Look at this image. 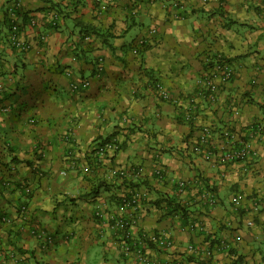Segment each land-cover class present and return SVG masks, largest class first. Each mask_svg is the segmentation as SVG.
Wrapping results in <instances>:
<instances>
[{"label": "crops", "instance_id": "1", "mask_svg": "<svg viewBox=\"0 0 264 264\" xmlns=\"http://www.w3.org/2000/svg\"><path fill=\"white\" fill-rule=\"evenodd\" d=\"M174 2L0 0V211L10 219L0 264H141L123 252L120 216L133 220L130 246L160 231L172 240L147 243L150 260L264 264V0H178V17ZM8 20L26 50L9 44ZM84 25L106 34L84 36ZM217 55L233 77L213 99L195 97ZM203 127L215 145L230 130L254 156L205 160L192 150ZM106 137L121 148L99 157L93 145ZM117 168L143 193L138 205L120 208Z\"/></svg>", "mask_w": 264, "mask_h": 264}, {"label": "built area", "instance_id": "2", "mask_svg": "<svg viewBox=\"0 0 264 264\" xmlns=\"http://www.w3.org/2000/svg\"><path fill=\"white\" fill-rule=\"evenodd\" d=\"M96 1H108V0H96ZM178 5L177 2L173 3V6ZM12 11V7L9 9ZM31 25L34 24V21L30 22ZM154 29H150L149 32H154ZM9 42L12 46L20 50H26L29 45L26 41L20 38L18 31V24L15 21L11 22L9 29ZM143 38H140L137 41V44H141ZM133 52L136 53V46L133 48ZM235 71L233 66L225 58L221 56H213L209 65L207 66L205 72H203L202 77L199 79V89L195 97H207L213 99L214 94L218 91L219 87L227 83L233 77ZM88 85V81H81L80 83H72L71 87L77 89L79 87H85ZM152 89L162 98L167 99L169 97L168 92L160 82H154L151 84ZM185 120L190 119L189 112L186 113ZM260 127H256L255 131L259 132ZM210 129L208 127H203L202 132L198 140L192 145L193 152L200 154L205 160H212L218 164H227L231 162L245 161L254 156V152L251 150L249 142L243 140L240 137H235L234 134L226 129L221 134V140L218 144H214L210 141ZM117 143L114 140H109L101 144H94L93 151L99 157L104 156L107 152H114L117 149ZM154 173L158 179L163 177V169L160 167L154 168ZM113 175H119L120 177L126 178L127 172L125 169L117 168L112 171ZM8 184V182L6 183ZM180 188L185 187V182L183 180L178 182ZM24 192L27 194L29 189L24 187ZM129 195L125 194L121 196V209L125 207H134L139 204L143 193L136 189H129ZM236 201V200H235ZM26 206H21L20 211L22 214L26 212ZM97 214H100L97 211ZM5 222H9V219L6 218ZM131 220L128 222L123 217H117L114 219V225L117 229H120L121 234V243L123 252L126 254L134 253L135 256L139 259L141 264H172L168 260H150V258L145 254V249L147 243H151L155 248L158 249H167L173 245L172 240L164 233L157 232L151 236L140 235L138 240L129 245L127 240L130 238L129 226L131 225ZM251 222H249L250 224ZM34 236L44 237V234L40 230H33ZM134 246V247H133Z\"/></svg>", "mask_w": 264, "mask_h": 264}, {"label": "trees", "instance_id": "3", "mask_svg": "<svg viewBox=\"0 0 264 264\" xmlns=\"http://www.w3.org/2000/svg\"><path fill=\"white\" fill-rule=\"evenodd\" d=\"M94 1H96V0H94ZM100 2V1H99ZM101 2H103V3H105V4H108L109 2H111V0H108V1H101ZM179 7H180V5L178 4L177 6H175V9L176 10H179ZM182 12V10H179V12H177V13H175L174 15L175 16H181L180 15V13ZM9 21V20H8ZM24 23V22H23ZM9 29H10V26H11V21H9ZM34 25H35V21H34ZM57 25V21H56V17H52V26H56ZM18 31H19V34H20V27H19V25H18ZM82 31H84V33H85V35L84 36H86V35H89V34H93L94 36H97V37H100V36H102V35H104V34H106L105 32H106V30H103L102 28H95V27H92V26H87V25H84L83 26V30ZM150 31V30H149ZM8 35H9V33H8ZM44 37V35L43 36H41V38H43ZM40 41H41V39H40ZM8 42H9V36H8ZM9 44H10V42H9ZM11 45V44H10ZM141 46H143V47H145V45H146V42H145V39L143 38V41H142V43L140 44ZM11 47H14V46H12L11 45ZM14 48H16V47H14ZM138 47H136V52L138 53ZM212 57L213 56H206V59H205V61L207 60V64L209 65V62L211 61V59H212ZM154 82H157V80H151L150 81V83L152 84V83H154ZM106 141H109V137H106V138H104L103 140H99V141H96V144H101V143H103V142H106ZM117 149L115 150V151H117L119 148H121V146L119 145V144H117ZM117 178H120L121 179V181L123 182V184H124V187L126 188V189H133V185L126 179V178H124V177H120L119 175H115ZM8 182V184H6ZM4 187H9V188H11L12 187V185L10 184V181H4ZM103 186H107V184H103V182H100V183H98L96 186H94L93 188H92V193H96L97 192V189H99V188H101V187H103ZM125 195L126 196H128L129 195V193H125ZM119 199H121V198H119ZM167 203V205H169V203L168 202H166ZM21 206H26V208H27V203H26V201H23V202H21L20 204H19V206H18V209H19V212L21 213V211H20V207ZM167 207H169V206H167ZM174 207H176V206H174ZM173 208V207H172ZM3 212H1L0 211V223H6L7 224V222H5L4 220L6 219V218H8V217H6V215L5 214H2ZM22 214V213H21ZM9 219V218H8ZM9 222H10V219H9ZM38 238H41V237H38ZM19 250V249H18ZM19 252H23V251H21V250H19Z\"/></svg>", "mask_w": 264, "mask_h": 264}]
</instances>
